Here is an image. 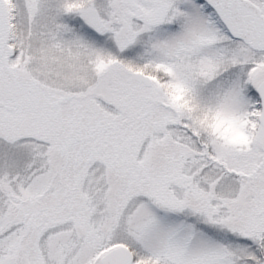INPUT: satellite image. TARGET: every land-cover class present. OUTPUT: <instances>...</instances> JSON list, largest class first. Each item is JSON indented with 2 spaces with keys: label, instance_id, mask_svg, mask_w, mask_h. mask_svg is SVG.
<instances>
[{
  "label": "snow or ice",
  "instance_id": "6c2138e0",
  "mask_svg": "<svg viewBox=\"0 0 264 264\" xmlns=\"http://www.w3.org/2000/svg\"><path fill=\"white\" fill-rule=\"evenodd\" d=\"M0 264H264V0H0Z\"/></svg>",
  "mask_w": 264,
  "mask_h": 264
}]
</instances>
